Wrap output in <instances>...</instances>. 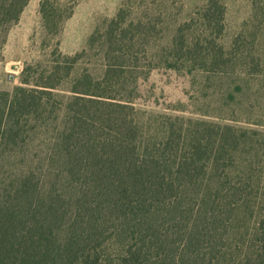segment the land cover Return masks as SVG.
<instances>
[{
    "label": "trees",
    "instance_id": "trees-1",
    "mask_svg": "<svg viewBox=\"0 0 264 264\" xmlns=\"http://www.w3.org/2000/svg\"><path fill=\"white\" fill-rule=\"evenodd\" d=\"M29 2L0 0V62ZM204 12L208 35L180 26L165 67L180 53L230 64L222 0ZM40 13L55 37L73 11L42 0ZM144 26L120 10L87 49L57 43L0 91V264H264V134L137 109L142 69L162 65L143 64ZM92 51L98 73L83 66Z\"/></svg>",
    "mask_w": 264,
    "mask_h": 264
},
{
    "label": "rangeland",
    "instance_id": "rangeland-1",
    "mask_svg": "<svg viewBox=\"0 0 264 264\" xmlns=\"http://www.w3.org/2000/svg\"><path fill=\"white\" fill-rule=\"evenodd\" d=\"M41 1L30 0L20 21L7 35L0 62V91L12 92L20 86L25 65L46 60L57 43L65 55L87 49L90 37L98 29L103 36L105 26L120 10L127 23L145 24L148 52L142 51L140 55L143 64L151 59L159 66L166 59L176 58L169 45L177 29L186 23L190 27L184 32L185 37L200 35L204 39L208 35L202 24L208 0H51L73 11L55 37L44 29ZM222 3L223 32L217 41L230 64L214 72L209 67L186 63L190 56L180 53L183 58L176 69L160 65L148 75L149 68L145 67L134 104L147 113L198 119L264 134V0H222ZM134 31L131 28L129 32ZM203 56L204 52L191 55L196 60ZM98 58L97 52L92 51L83 66L98 73L101 69ZM142 118L148 120L150 116ZM249 222L246 220L244 225Z\"/></svg>",
    "mask_w": 264,
    "mask_h": 264
}]
</instances>
